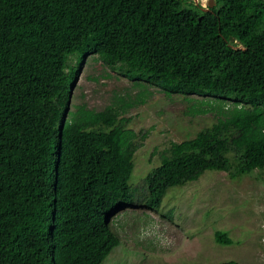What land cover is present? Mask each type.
Returning <instances> with one entry per match:
<instances>
[{
  "label": "trees",
  "instance_id": "obj_1",
  "mask_svg": "<svg viewBox=\"0 0 264 264\" xmlns=\"http://www.w3.org/2000/svg\"><path fill=\"white\" fill-rule=\"evenodd\" d=\"M90 55L136 85L217 102L216 122L171 143L139 192L133 104L70 108L69 61ZM256 169L264 180V0H0V264H103L114 208H157L206 170Z\"/></svg>",
  "mask_w": 264,
  "mask_h": 264
},
{
  "label": "rangeland",
  "instance_id": "obj_2",
  "mask_svg": "<svg viewBox=\"0 0 264 264\" xmlns=\"http://www.w3.org/2000/svg\"><path fill=\"white\" fill-rule=\"evenodd\" d=\"M195 2L206 7L207 0ZM69 63L79 65L71 109L85 103L102 110L117 96L133 104L124 117L140 142L129 180L138 192L144 176L171 143L193 137L219 117L212 99L167 96L155 86L136 85L94 55L81 62L72 58ZM140 98L144 103H139ZM262 175L256 169L231 178L225 172L206 170L197 180L168 189L157 208L140 202L114 208L108 223L119 244L103 264H218L226 260L264 264ZM216 230L226 231L232 243H217Z\"/></svg>",
  "mask_w": 264,
  "mask_h": 264
},
{
  "label": "water",
  "instance_id": "obj_3",
  "mask_svg": "<svg viewBox=\"0 0 264 264\" xmlns=\"http://www.w3.org/2000/svg\"><path fill=\"white\" fill-rule=\"evenodd\" d=\"M214 3H215V0H207V6L208 7H212L214 5ZM230 39H232V38L230 37Z\"/></svg>",
  "mask_w": 264,
  "mask_h": 264
},
{
  "label": "flooded vegetation",
  "instance_id": "obj_4",
  "mask_svg": "<svg viewBox=\"0 0 264 264\" xmlns=\"http://www.w3.org/2000/svg\"><path fill=\"white\" fill-rule=\"evenodd\" d=\"M194 1V3L195 4H197L196 2H195V0H193ZM215 4V3H214ZM203 9H207L208 8V6H207V3H206V7H202Z\"/></svg>",
  "mask_w": 264,
  "mask_h": 264
}]
</instances>
